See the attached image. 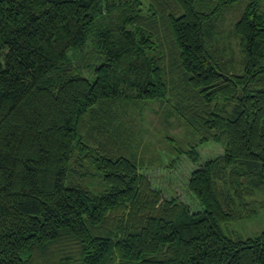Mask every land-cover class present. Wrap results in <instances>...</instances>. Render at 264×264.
<instances>
[{"label":"trees","instance_id":"trees-1","mask_svg":"<svg viewBox=\"0 0 264 264\" xmlns=\"http://www.w3.org/2000/svg\"><path fill=\"white\" fill-rule=\"evenodd\" d=\"M236 1L0 0V264H264V231L224 229L264 191V10L235 22L234 65L215 25ZM173 96L224 148L192 145L198 210L152 183L163 153L110 114Z\"/></svg>","mask_w":264,"mask_h":264},{"label":"rangeland","instance_id":"rangeland-1","mask_svg":"<svg viewBox=\"0 0 264 264\" xmlns=\"http://www.w3.org/2000/svg\"><path fill=\"white\" fill-rule=\"evenodd\" d=\"M249 1L237 0L234 2L228 11L220 15L215 25L221 40L224 41L218 42L220 48H222L221 52L226 55V59L232 60L234 65L240 62L242 55L239 51L238 41L232 36L231 30ZM258 1L264 10V0ZM88 48L92 51L90 47ZM77 63L87 68V66L93 65L95 60L93 58L91 62H87L81 59ZM150 101H146L148 103L142 101L141 110H139L138 104L120 103L110 114L114 112L117 114L123 112V110L128 111L133 127L138 131L142 130L139 134L141 136V144L139 145L141 154L148 157L152 155L153 150L156 151L157 155L160 153V156L163 153L164 158H161L163 162L162 170L154 169L147 172L152 183L157 187L161 186L167 198H177L190 205L193 210H198V202L190 194L187 187L192 170L200 163L192 161L193 158L190 156L193 149L192 145L197 144L199 161L222 154L224 152L223 145L214 140L199 144V136L185 124L176 111L173 112L172 104L176 102L175 96L164 103ZM169 111H171L170 115H168ZM101 116L103 117V115ZM114 120L116 121V118ZM85 123L88 127L91 123V117H86ZM100 125L106 126L103 123H100ZM171 138L174 140H171ZM153 156L155 157L154 160L159 161L158 164H161L159 158L154 154ZM255 198L258 199L257 213L244 220L236 221L227 227L224 226L226 233L247 237L264 231V191L258 192ZM261 203L263 206L260 207Z\"/></svg>","mask_w":264,"mask_h":264},{"label":"water","instance_id":"water-1","mask_svg":"<svg viewBox=\"0 0 264 264\" xmlns=\"http://www.w3.org/2000/svg\"><path fill=\"white\" fill-rule=\"evenodd\" d=\"M225 77H228V75L224 74ZM239 96H241V93L239 94Z\"/></svg>","mask_w":264,"mask_h":264}]
</instances>
